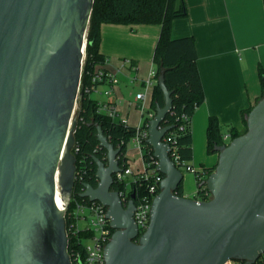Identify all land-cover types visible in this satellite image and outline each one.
<instances>
[{
    "label": "water",
    "instance_id": "obj_1",
    "mask_svg": "<svg viewBox=\"0 0 264 264\" xmlns=\"http://www.w3.org/2000/svg\"><path fill=\"white\" fill-rule=\"evenodd\" d=\"M94 0H0V264H72L65 209L73 196L75 112L83 95V47ZM163 106L148 120L145 143L163 175L140 236L135 190L123 203L112 189L122 171L100 126L106 159L93 156L97 185L79 194L106 208L113 233L104 264H255L264 253V96L246 131L216 148L202 182L210 197L180 196L183 172L163 140L171 92L157 79Z\"/></svg>",
    "mask_w": 264,
    "mask_h": 264
},
{
    "label": "crops",
    "instance_id": "obj_2",
    "mask_svg": "<svg viewBox=\"0 0 264 264\" xmlns=\"http://www.w3.org/2000/svg\"><path fill=\"white\" fill-rule=\"evenodd\" d=\"M187 16L174 20L173 38L192 36L197 51V69L204 101L191 118L193 156L191 167L201 171L217 164L218 152L207 148V126L210 117L219 121L225 143L231 132L244 130L243 112L253 107L263 93L264 74V0H184ZM100 53L104 68L117 73L119 82L112 92L104 94L102 84L91 97L102 104V112L113 109L116 120L141 127L151 107L154 85V50L160 35L159 24H109L100 27ZM262 73V74H261ZM143 93L144 99L137 94ZM143 107V108H142ZM126 162L132 174L145 171L143 155L133 138L127 144ZM187 186L183 178V196L195 198L197 181ZM206 179V178H205ZM204 179V180H205Z\"/></svg>",
    "mask_w": 264,
    "mask_h": 264
},
{
    "label": "trees",
    "instance_id": "obj_3",
    "mask_svg": "<svg viewBox=\"0 0 264 264\" xmlns=\"http://www.w3.org/2000/svg\"><path fill=\"white\" fill-rule=\"evenodd\" d=\"M187 16V7L184 0H94L91 20L87 30L86 43V68L89 72L94 68L104 66V56L100 53L101 32L100 27L104 23L109 24H159L160 35L157 41L153 64L155 66L156 80L160 75L163 76L167 89L171 92L172 110L166 115L162 126H171L167 133L176 135L175 146L179 160L186 162L193 156L191 118L196 109L204 101V92L201 78L197 69V51L195 40L192 36L173 38L171 35L174 20ZM262 74V73H261ZM263 93L264 96V74ZM88 75L83 80V95L79 98L75 117L77 126L74 131L75 145L72 152L77 158V173L73 188V197L82 203H87V198L79 197L84 190V183L96 186V164L93 156L106 159V150L99 145L97 139V127L100 126L108 141L115 148H120L118 155L119 165L127 167L126 148L127 144L136 134V128L115 120L106 113L101 112L100 103L91 97L86 91ZM163 93L157 82L154 86L151 107L154 110L157 105L163 106ZM252 108V107H251ZM251 108L243 112L244 130L242 132L232 131V139L246 131V115ZM181 114H185L188 120H182ZM149 118L145 119L143 127H147ZM220 132L219 121L216 117H210L207 126V148L210 154L217 153L216 148L224 145ZM144 161L149 163L153 160V151L146 144ZM215 167H203L204 174L198 173L197 194L195 199L207 200L208 189L202 182ZM159 175L163 176L161 173ZM125 188V183H113L112 189L119 191ZM176 193L183 196V182L179 185ZM72 204L69 210L72 208ZM68 210V211H69ZM68 248L67 251L72 260L77 256L84 258L85 250L80 239L86 233L80 232L78 235L71 236L68 230L70 223L69 213L65 215ZM255 264H264V253L259 257Z\"/></svg>",
    "mask_w": 264,
    "mask_h": 264
},
{
    "label": "built area",
    "instance_id": "obj_4",
    "mask_svg": "<svg viewBox=\"0 0 264 264\" xmlns=\"http://www.w3.org/2000/svg\"><path fill=\"white\" fill-rule=\"evenodd\" d=\"M85 50L86 43L83 47V62H85L86 66ZM86 74L88 75V84L86 87V91L90 94L97 92L98 87L106 83L108 84V89L104 90V94L108 95L112 92L113 86L119 82L118 74L113 73L105 69L104 67L94 68L89 72L86 68L85 76ZM155 74L156 71H154L153 78H149L146 81L147 86L156 84L157 80L155 78ZM144 97L145 96L143 93L137 94L138 99H144ZM102 107V104H100L99 109L101 112L103 111ZM106 114L116 120V114L113 109L108 110ZM151 117H153V113L148 115V117L146 118L150 119ZM180 118L182 120H188L185 114H181ZM167 133L164 135L163 140L165 143L170 145V157L174 161L176 166H178L181 171L184 168L188 172L194 173L196 178L197 176H199L198 173L200 175L201 173L204 174L202 170L196 171L193 167L190 166V164L188 165L186 162H182L179 160L177 149L175 146L176 135H168ZM147 137V127L141 126L136 128V134L133 137V141L143 156L146 150L145 140L147 139ZM152 158L153 160H151L149 163H145V171L138 175H135L131 181L127 179L128 175L132 174V171L128 166L126 168H122L121 172H118L114 175V182L118 184L125 183V188H120V190L117 191L124 204L128 202V200L130 199V194L135 190L136 208L134 212V220L138 228L139 236L143 232H145L149 225L152 201L153 198L158 194L160 190V182L163 179V176L159 175V172L156 171L157 160L154 158V156ZM206 177L207 176H205V178ZM129 186H131V189L128 188ZM207 196L208 198L210 197L209 192ZM71 204L72 209L69 210ZM66 206L67 209L65 215L69 213L70 223L68 224V230L70 235L75 236L80 232L86 233L85 237L80 239V242L85 250L84 258L80 259V257L78 258L77 256H75L74 260L71 259L72 264H104V249L113 233V229L109 224V220L106 218V208L99 202L89 201L87 203H82L73 196L69 199L68 205H64L62 207V210L65 209ZM81 222H83V226H80ZM226 264H238V262L229 261Z\"/></svg>",
    "mask_w": 264,
    "mask_h": 264
},
{
    "label": "rangeland",
    "instance_id": "obj_5",
    "mask_svg": "<svg viewBox=\"0 0 264 264\" xmlns=\"http://www.w3.org/2000/svg\"><path fill=\"white\" fill-rule=\"evenodd\" d=\"M229 142L230 140L227 141V143ZM182 172L184 175V182L186 183V185L188 186L190 184L191 186H194L190 172H188L184 168L182 169ZM128 188L131 189V186H129ZM80 226H83V222L80 223Z\"/></svg>",
    "mask_w": 264,
    "mask_h": 264
}]
</instances>
